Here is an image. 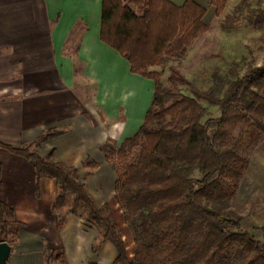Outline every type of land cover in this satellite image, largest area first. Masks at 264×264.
Returning <instances> with one entry per match:
<instances>
[{
	"label": "trees",
	"instance_id": "trees-1",
	"mask_svg": "<svg viewBox=\"0 0 264 264\" xmlns=\"http://www.w3.org/2000/svg\"><path fill=\"white\" fill-rule=\"evenodd\" d=\"M128 2L134 9L124 0H102L99 38L128 62L131 74L153 83L151 104L137 132L118 148L106 142L105 160L115 173L113 200L131 234L132 260L108 203L94 202L77 169L56 161L54 149L44 157L32 151L63 131H48L20 148L0 143V149L32 162L37 196L42 180L53 182L58 226H64L66 214L78 216L98 232L94 253L105 242L114 246L111 264H264V243L243 230L242 218L230 208L249 154L264 140V60L236 80L218 79L206 91L171 67L165 86L161 72L151 69L186 58L192 42L208 30L203 23L207 9L194 0L181 6L168 0ZM223 2L210 1L216 17ZM200 100L216 106L218 117L203 121L207 110ZM135 149L138 155L130 162ZM85 160L88 178L97 163L89 156ZM1 173L0 164V179ZM22 227L0 201V243L15 248ZM45 258L67 264L63 253L47 252Z\"/></svg>",
	"mask_w": 264,
	"mask_h": 264
},
{
	"label": "crops",
	"instance_id": "crops-1",
	"mask_svg": "<svg viewBox=\"0 0 264 264\" xmlns=\"http://www.w3.org/2000/svg\"><path fill=\"white\" fill-rule=\"evenodd\" d=\"M168 1L181 6L186 0ZM194 1L206 8L211 0ZM101 5L102 0H0V143L20 148L48 131H63L32 151L44 157L54 149L56 161L78 171L86 156L92 157L89 147H104L117 137L123 142L137 132L153 83L131 74L128 62L100 41ZM81 89L85 93L80 94ZM90 92L89 102L85 97ZM105 118L114 124L108 133ZM15 157L22 167L8 190L3 170L0 179V201L23 224L7 264H59L46 261L47 252L63 253L67 264H111L114 246L105 242L94 253L98 232L85 227L78 216L66 214L60 228L52 210L53 182L42 180L37 196L32 162ZM101 162L86 180L78 172L98 206L113 200L115 182L114 171ZM243 185L257 188L264 197V140L252 155L240 191ZM250 228L243 230L254 235Z\"/></svg>",
	"mask_w": 264,
	"mask_h": 264
},
{
	"label": "rangeland",
	"instance_id": "rangeland-1",
	"mask_svg": "<svg viewBox=\"0 0 264 264\" xmlns=\"http://www.w3.org/2000/svg\"><path fill=\"white\" fill-rule=\"evenodd\" d=\"M128 1L124 0V3L134 9ZM223 3L224 8L217 17L214 15V7L206 6L207 16L204 17L203 23L208 27V30L192 42L185 59L167 60L163 67L151 69L152 71L161 72L160 82L163 85L167 86L168 78L171 75L169 71L171 67L178 70L194 87L206 91L214 89L219 83L218 79L236 80L244 75L247 67L259 66L262 63L264 60V0H224ZM201 6L204 7L203 4ZM147 87L149 88L150 85L147 84ZM180 88L184 95L192 96L188 88ZM85 91V89H81L79 93L82 94ZM92 97L93 95L90 92L85 100L90 102ZM199 102L207 110L203 121L207 118L218 117L219 112L216 106H210L204 100ZM150 103L149 100L148 107ZM123 115L124 112L121 110L119 116L121 121L124 120ZM102 122L104 123V132L108 133L112 130L114 124L111 120L105 118ZM121 139V137H117L109 141L115 148H118L121 145ZM262 141L250 152L249 162L257 147L261 146ZM95 151H98V153L95 154ZM4 153L8 152L0 150V163L4 172V190H8L11 180L16 176V171L18 172L22 166L19 164L20 158L9 153L5 157ZM89 153L96 159L90 157L89 161H95L97 168L102 163V159L106 162L105 157L108 154L106 145L96 147L93 150L89 147ZM137 155L138 151L135 149L130 162L134 161ZM109 162L114 164V158L110 157ZM85 163L86 160L83 161L82 168H78L80 177L83 180L87 179L85 175L90 171V169L84 167ZM21 175L26 176V172L22 171ZM248 186L243 185V190L246 189L244 196H242L241 192L243 190L240 191L239 186L236 197L230 203V208L242 218L241 225L243 229L251 225L252 228L250 229L253 230L255 238L262 236L260 240L264 241V197L257 188L253 189L254 187L249 188ZM108 205L126 246L128 257L132 260L134 244L131 234L124 224L122 211L113 200Z\"/></svg>",
	"mask_w": 264,
	"mask_h": 264
},
{
	"label": "water",
	"instance_id": "water-1",
	"mask_svg": "<svg viewBox=\"0 0 264 264\" xmlns=\"http://www.w3.org/2000/svg\"><path fill=\"white\" fill-rule=\"evenodd\" d=\"M10 254V246L6 242L0 243V264H7Z\"/></svg>",
	"mask_w": 264,
	"mask_h": 264
}]
</instances>
